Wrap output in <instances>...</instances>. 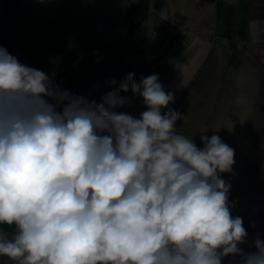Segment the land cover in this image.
<instances>
[{
	"label": "clouds",
	"instance_id": "1",
	"mask_svg": "<svg viewBox=\"0 0 264 264\" xmlns=\"http://www.w3.org/2000/svg\"><path fill=\"white\" fill-rule=\"evenodd\" d=\"M129 73L100 102L0 47V257L14 264H264L231 214L235 150L178 134L158 74ZM116 85L115 79L110 82ZM131 91L146 110L117 111Z\"/></svg>",
	"mask_w": 264,
	"mask_h": 264
},
{
	"label": "rangeland",
	"instance_id": "2",
	"mask_svg": "<svg viewBox=\"0 0 264 264\" xmlns=\"http://www.w3.org/2000/svg\"><path fill=\"white\" fill-rule=\"evenodd\" d=\"M69 7L60 0H0V47L21 63L53 77L67 52L83 44L78 41L80 32L62 30ZM140 34L144 38L147 31ZM88 50L66 68L62 89L100 102L127 74L134 73L139 82L151 73L132 51L109 55L95 52L93 46ZM206 55L191 80L163 87L175 94L169 107L186 117L176 123L178 134L193 137L201 148V134H217L235 150L233 172L221 175L231 184V214L243 219L248 232L241 248L254 252L252 242L264 240V67L233 43L225 46L216 42ZM113 79L116 85L110 83ZM121 95L129 97L131 103L117 111L139 118L146 110L143 99L131 91ZM239 261V257L229 256L223 264Z\"/></svg>",
	"mask_w": 264,
	"mask_h": 264
},
{
	"label": "crops",
	"instance_id": "3",
	"mask_svg": "<svg viewBox=\"0 0 264 264\" xmlns=\"http://www.w3.org/2000/svg\"><path fill=\"white\" fill-rule=\"evenodd\" d=\"M60 1L70 6L62 30L80 32L85 51L91 46L109 55L132 51L150 75L158 74L162 85L191 80L219 41L238 45L264 67V0H149L148 15L130 39L126 14L137 0ZM139 31L147 35L139 37ZM102 44L116 47L102 49ZM0 264L14 262L0 257Z\"/></svg>",
	"mask_w": 264,
	"mask_h": 264
},
{
	"label": "trees",
	"instance_id": "4",
	"mask_svg": "<svg viewBox=\"0 0 264 264\" xmlns=\"http://www.w3.org/2000/svg\"><path fill=\"white\" fill-rule=\"evenodd\" d=\"M149 12V0H137V2L131 4L127 10V17L130 20V28L128 31L127 39L134 36L137 30L142 25L143 21L146 19ZM116 47V44L100 45L102 49H109ZM86 47L84 45H77L70 49L66 56L60 62L54 76L52 77L56 84L62 89L63 79L65 76L66 68L74 64L79 60L80 55L85 51ZM0 228L7 232L10 236L14 233V228L8 225H0Z\"/></svg>",
	"mask_w": 264,
	"mask_h": 264
},
{
	"label": "built area",
	"instance_id": "5",
	"mask_svg": "<svg viewBox=\"0 0 264 264\" xmlns=\"http://www.w3.org/2000/svg\"><path fill=\"white\" fill-rule=\"evenodd\" d=\"M0 231H3V230L0 228ZM3 232L10 237V235L7 232H5V231H3Z\"/></svg>",
	"mask_w": 264,
	"mask_h": 264
}]
</instances>
